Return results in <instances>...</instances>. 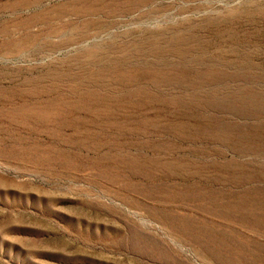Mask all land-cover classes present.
<instances>
[{"label":"rangeland","instance_id":"1","mask_svg":"<svg viewBox=\"0 0 264 264\" xmlns=\"http://www.w3.org/2000/svg\"><path fill=\"white\" fill-rule=\"evenodd\" d=\"M0 264H264V0H0Z\"/></svg>","mask_w":264,"mask_h":264}]
</instances>
